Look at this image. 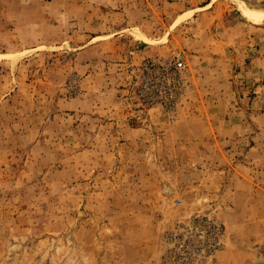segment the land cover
<instances>
[{
    "label": "rangeland",
    "instance_id": "374dc122",
    "mask_svg": "<svg viewBox=\"0 0 264 264\" xmlns=\"http://www.w3.org/2000/svg\"><path fill=\"white\" fill-rule=\"evenodd\" d=\"M238 1L0 0V264H264Z\"/></svg>",
    "mask_w": 264,
    "mask_h": 264
},
{
    "label": "bare ground",
    "instance_id": "6f19581e",
    "mask_svg": "<svg viewBox=\"0 0 264 264\" xmlns=\"http://www.w3.org/2000/svg\"><path fill=\"white\" fill-rule=\"evenodd\" d=\"M240 12L247 20L261 23L264 21V11L249 8L243 1H238Z\"/></svg>",
    "mask_w": 264,
    "mask_h": 264
},
{
    "label": "built area",
    "instance_id": "2783aa9c",
    "mask_svg": "<svg viewBox=\"0 0 264 264\" xmlns=\"http://www.w3.org/2000/svg\"><path fill=\"white\" fill-rule=\"evenodd\" d=\"M177 65H178V68H184V63L183 62H178Z\"/></svg>",
    "mask_w": 264,
    "mask_h": 264
},
{
    "label": "crops",
    "instance_id": "0c3cea01",
    "mask_svg": "<svg viewBox=\"0 0 264 264\" xmlns=\"http://www.w3.org/2000/svg\"><path fill=\"white\" fill-rule=\"evenodd\" d=\"M246 4V3H245ZM211 5V1L210 2H208V3H206L204 6H203V8L204 7H208V6H210ZM252 22V21H251ZM225 44H227V42L225 43Z\"/></svg>",
    "mask_w": 264,
    "mask_h": 264
}]
</instances>
